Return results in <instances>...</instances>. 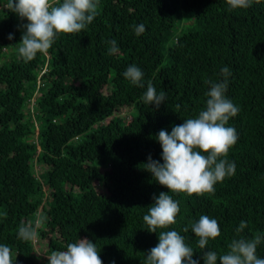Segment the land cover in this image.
<instances>
[{
    "label": "trees",
    "instance_id": "trees-1",
    "mask_svg": "<svg viewBox=\"0 0 264 264\" xmlns=\"http://www.w3.org/2000/svg\"><path fill=\"white\" fill-rule=\"evenodd\" d=\"M6 3L0 0V244L11 248L14 264H48L53 251L84 238L103 264H145L161 230L149 232L143 216L161 192L180 207L163 230L184 236L199 264L206 251L227 254L233 239L264 234V0L231 11L226 0H100L90 25L60 34L47 55L28 62L18 54L27 21ZM130 65L142 70L143 88L124 77ZM225 66L226 96L239 108L226 125L238 134L227 157L235 174L214 195L171 193L141 164L149 155L163 163L159 131L197 117ZM149 82L166 93L158 109L144 102ZM124 106L129 119L119 113ZM202 215L221 231L204 250L191 230ZM37 218V239H20L19 227ZM241 221L247 227L237 233ZM256 254L264 259V241Z\"/></svg>",
    "mask_w": 264,
    "mask_h": 264
},
{
    "label": "clouds",
    "instance_id": "clouds-1",
    "mask_svg": "<svg viewBox=\"0 0 264 264\" xmlns=\"http://www.w3.org/2000/svg\"><path fill=\"white\" fill-rule=\"evenodd\" d=\"M100 0H7L4 7L21 20L23 29L18 54L25 62L33 60L37 53L47 55L60 34H78L90 25L98 14ZM260 0H226L229 11L248 9ZM145 32V26H135L136 35ZM9 40L13 35L9 34ZM110 54L119 52L116 41H110ZM224 80L209 82L210 88L206 107L197 117L188 118L180 125L172 127L171 132L161 129L156 137L162 147L163 163L153 160L151 155L141 167L150 172L155 181L167 187L171 193L214 195L215 185L235 174V162L228 160L229 150L237 143L238 134L233 127H226L230 118L235 117L239 108L227 98L228 77L231 72L227 66L221 69ZM143 72L136 65H130L124 77L131 84L143 88ZM144 102L158 109L166 99L164 91H156L151 82L147 85ZM179 108V105H177ZM140 167V166H139ZM155 203L149 206L143 221L148 231L158 233V244L148 253L145 264H199L193 259V248L184 236L176 230H167L176 223L180 211L178 201L171 195L161 192L153 197ZM41 219L35 225H22L18 229L23 241H35ZM247 223L241 221L237 233H241ZM198 237V247L204 250L210 240L221 235L216 219L207 215L200 216L198 222L191 225ZM185 232L188 228L184 229ZM264 241V234L257 233L254 238L233 239L227 254L218 255L215 251L204 252L205 264H264L258 258L257 246ZM96 244L87 238L67 245L64 251H53L47 256L48 264H103ZM0 264H14L11 248L0 244Z\"/></svg>",
    "mask_w": 264,
    "mask_h": 264
},
{
    "label": "rangeland",
    "instance_id": "rangeland-1",
    "mask_svg": "<svg viewBox=\"0 0 264 264\" xmlns=\"http://www.w3.org/2000/svg\"><path fill=\"white\" fill-rule=\"evenodd\" d=\"M191 25H192V23L189 24V26H191ZM129 109H130V108L127 107V106L121 107V108H119V113H120L121 115L126 114V115H127V119H129V118H130V115H131ZM97 187H98L99 192H103V189H102L101 187H99L98 185H97ZM45 242H46V241H44V243L40 244V247H41L40 249H44V248H45V246H46Z\"/></svg>",
    "mask_w": 264,
    "mask_h": 264
}]
</instances>
